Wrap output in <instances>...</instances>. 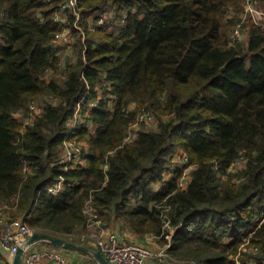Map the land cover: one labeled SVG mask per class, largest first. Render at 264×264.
I'll use <instances>...</instances> for the list:
<instances>
[{
	"label": "trees",
	"instance_id": "1",
	"mask_svg": "<svg viewBox=\"0 0 264 264\" xmlns=\"http://www.w3.org/2000/svg\"><path fill=\"white\" fill-rule=\"evenodd\" d=\"M242 1L78 0L85 41L78 39L66 78L46 80L60 61L57 35L76 33L72 14L55 20L65 0H0V206L11 208L8 216L88 246L90 203L107 228L119 223L162 246L170 239L177 264H236L248 237L259 254L245 256L264 264V219H256L264 213V32L248 23L246 44L229 46L237 20L227 14ZM109 3L124 24L88 32L87 17ZM100 92L94 132L75 130L88 139L87 165L64 172L67 122L85 95L84 112ZM44 96L59 104L47 105L22 135L16 116ZM141 109L155 116L157 130L127 144ZM178 152L193 168L186 189L176 184L183 169L172 171ZM241 159L245 168L230 172ZM61 176L65 188L49 193Z\"/></svg>",
	"mask_w": 264,
	"mask_h": 264
},
{
	"label": "built area",
	"instance_id": "2",
	"mask_svg": "<svg viewBox=\"0 0 264 264\" xmlns=\"http://www.w3.org/2000/svg\"><path fill=\"white\" fill-rule=\"evenodd\" d=\"M242 13L237 17L234 16L233 11H229L227 14V19H235L237 23L231 28L229 34V46L237 47L243 40L248 38V23L253 24L256 28L264 32V0H243L242 1ZM73 15L74 23L73 28L76 33H73L71 28L65 29L63 33L57 35L54 40L53 46L57 48L66 47L71 51L75 49V45L78 39L85 41V32L80 26L81 24V14L78 7V0H65L61 11L55 16V20L59 23H67L68 15ZM1 9H0V19H1ZM91 15L86 20L87 30L90 33H94L101 28H109V32H113L111 29L113 22L116 21V15L114 14V21H108L107 17L97 18L96 21L91 20ZM122 23L125 19L121 20ZM59 54V52H58ZM69 67L63 63L62 58L57 65L56 70H48L44 74L46 80L57 79L64 80L66 78V70ZM101 93V92H100ZM102 95V93H101ZM88 95L78 103L77 108L73 117L67 122V134L65 136L63 145L59 152V164L63 167V171L67 172L71 169H76L78 167H86L87 165V155L88 152L86 148L82 145V142L77 140L75 130L84 125L83 116H87L90 120V114L94 109L97 108L99 102L98 99L91 100L88 102V109L85 114L82 108L84 101L87 99ZM51 99H55L51 96H44L35 100H32L28 105L27 114L25 116L19 114L16 117L22 121L23 126L21 129V134L24 135L27 128L34 124L37 118H40L45 111L47 105L57 106L59 101L55 99V102H51ZM113 100V97L110 98ZM110 106L113 105L109 102ZM155 119L151 112L142 109L136 118V122L132 124L125 136L124 142L127 144L134 143L138 136L139 131L137 127L143 124H148L149 121ZM91 123L88 126L90 129ZM175 157L179 160L176 162L175 167L183 169V173L177 180L178 189H186L190 183L191 177H189V171L192 167L189 166L188 157L181 152L176 153ZM23 172L25 175H31V171L28 166H24ZM165 177H167L165 175ZM66 186L65 179L61 176L59 181L53 186L46 189L51 194H58ZM162 183H158L154 186L155 189H159ZM11 208L8 205L0 206V228L3 229V233L0 235V250L5 253L10 260H13L20 249H23L24 256L23 261L25 264H39L41 262H50L53 264H70L68 257L63 251L52 249V248H41L33 249L34 246L41 244L37 243L35 245L29 246L28 241L33 235L32 229L28 226L27 222L23 218L12 219L8 216V212ZM92 211V209L90 210ZM86 213V210H85ZM91 215V216H90ZM89 224L94 222L96 225H100L101 221L98 220L96 214H90ZM165 229H169L170 222L164 217ZM257 221L264 219V213L256 216ZM174 231L171 230V233ZM159 240L154 236H148V240ZM96 251L101 252V254L106 258L109 264H147L149 261H157L158 264H177L176 260L169 254L168 249L170 248V239L168 244L164 246H157L155 249L148 245L131 242L124 238L122 233L117 227L105 230L97 238L95 243L92 245ZM259 254V249L250 246V237L244 239V246L242 247L240 254L234 259L236 264H255L252 257H246L245 255L255 256ZM249 258V259H247ZM251 259V260H250ZM242 260H247L246 262Z\"/></svg>",
	"mask_w": 264,
	"mask_h": 264
},
{
	"label": "rangeland",
	"instance_id": "3",
	"mask_svg": "<svg viewBox=\"0 0 264 264\" xmlns=\"http://www.w3.org/2000/svg\"><path fill=\"white\" fill-rule=\"evenodd\" d=\"M233 12H234V16L235 17H237L238 15H240L242 13L241 10L240 11H233ZM114 14L116 15V10L113 8V5L111 3H109L105 7L104 12L92 13L91 20L93 19L94 21H96L97 18L99 19L100 17L104 16V17H107V22L110 21V20L111 21H114V19H113ZM88 18H89V16L87 17V19ZM123 24L124 23H122L121 20L120 21H117L116 23L113 22V26L111 27V29L114 30L116 28L115 30H117L118 26H121ZM100 30H106L107 31V30H109V28L105 27V28H101ZM230 31H231V29H230ZM230 31H229V34H230ZM246 42H247V40H243L240 43L239 46H244L246 44ZM57 50L59 52L60 58H62L63 63L65 65H68L70 62H73L74 59H75V62H76L77 55L78 54L76 55L77 52L75 51V49H74V52H73V50L71 51L70 49H67L66 47L57 48ZM100 98H101V93H99V99L98 100H100ZM51 102H55V99H51ZM131 107L133 108L132 110H135L136 107H137V105L132 104ZM87 109H88V107L85 110H87ZM84 114H85V112H84ZM169 118H170V116H165L163 119L164 120H168ZM83 120H84V125L83 126H86L88 128V126L91 123V121L89 119H87V116H83ZM157 124H158V122L156 121V118H155L152 122L149 121L148 124H143V125L138 126L137 127V130L139 132H141V131H154V130H157ZM89 130H90V132H94V127H93L92 124H91V127H90ZM78 139H79V137H77V140ZM79 141L82 142V145L86 148L87 152H89L90 145H89L88 139L87 138L86 139H79ZM175 159H176V162H179V160L176 157L173 158V163H172L173 164V166H172V169L173 170L171 169L172 171H174V167L176 166L175 165ZM245 166H246V161L244 159H241L235 165H233L231 167L230 172H232V173L240 172V171H242L245 168ZM177 168H179V167H177ZM172 171H170L167 174V177L168 178L170 176H172ZM190 172L191 171H189V177H190ZM91 209H92V211H90ZM92 213L93 214H96L95 211H94V209H93V207H92V205L90 203H88L87 206H86V215L90 218V216H91L90 214H92ZM112 225H113V223L107 228V227H105V225H103V222L102 221H101V224L100 225H96L94 222H91V224H89V230H90V232L84 235L85 239H87V242L89 243L88 246H92L95 243V241L97 240V238L102 234L103 231H105L106 229H111V228H114L115 227V226L112 227ZM121 228L124 229L122 226H121ZM157 243L159 244V246H162L159 243V241H157ZM79 245L86 246L87 244H79ZM255 256H257V255H255ZM247 259H249V258H247Z\"/></svg>",
	"mask_w": 264,
	"mask_h": 264
},
{
	"label": "crops",
	"instance_id": "4",
	"mask_svg": "<svg viewBox=\"0 0 264 264\" xmlns=\"http://www.w3.org/2000/svg\"><path fill=\"white\" fill-rule=\"evenodd\" d=\"M73 52H74V50H73ZM75 63L76 62H75V59H74V61L70 62L67 66L68 67L74 66ZM132 109L133 108L130 107V110H132ZM9 212H11V210ZM114 226L115 227L117 226V228L121 231V233L124 236V238L129 240V241H131V242L148 245V246H150L153 249H155L159 245L157 243V240H155V241L153 239L152 240H148V236L139 237L137 235H134L128 229H126V228L122 229L121 226L118 223L112 225V227H114ZM106 230H108V229H106ZM2 233H3V229L0 228V235ZM41 248H46L44 243H41V244H38V245L34 246L33 249H41ZM59 250L63 251L66 254V256L69 259L70 264H98V263H95L89 256L82 255V254H80V253H78L76 251H71V250H66L65 251V250H62L60 248H59ZM22 263L25 264L24 261ZM0 264H14V259L10 260V258L5 253H3L0 250ZM39 264H53V263L41 262ZM147 264H158V263H157V261H149V262H147Z\"/></svg>",
	"mask_w": 264,
	"mask_h": 264
},
{
	"label": "water",
	"instance_id": "5",
	"mask_svg": "<svg viewBox=\"0 0 264 264\" xmlns=\"http://www.w3.org/2000/svg\"><path fill=\"white\" fill-rule=\"evenodd\" d=\"M37 243L51 244L62 250H71L78 253L89 254L94 257L98 264H109L106 258L101 254V252L96 251L94 248L79 245L76 243L68 242L59 237L51 236L41 232H34L28 241V245L32 246ZM24 250L20 249L14 258V264H23Z\"/></svg>",
	"mask_w": 264,
	"mask_h": 264
}]
</instances>
